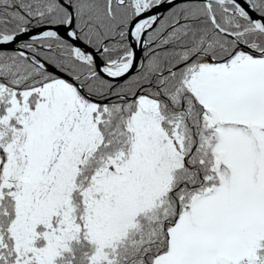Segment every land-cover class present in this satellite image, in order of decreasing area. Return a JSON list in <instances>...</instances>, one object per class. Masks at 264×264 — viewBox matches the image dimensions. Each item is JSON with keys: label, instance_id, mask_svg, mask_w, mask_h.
Masks as SVG:
<instances>
[{"label": "snow or ice", "instance_id": "6c2138e0", "mask_svg": "<svg viewBox=\"0 0 264 264\" xmlns=\"http://www.w3.org/2000/svg\"><path fill=\"white\" fill-rule=\"evenodd\" d=\"M0 264H264V0H0Z\"/></svg>", "mask_w": 264, "mask_h": 264}]
</instances>
